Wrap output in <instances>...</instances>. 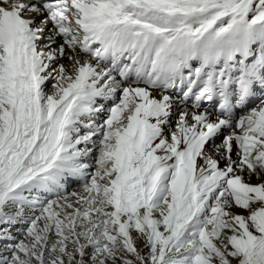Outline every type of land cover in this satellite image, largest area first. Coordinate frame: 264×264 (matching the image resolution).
<instances>
[{"label": "snow or ice", "instance_id": "obj_1", "mask_svg": "<svg viewBox=\"0 0 264 264\" xmlns=\"http://www.w3.org/2000/svg\"><path fill=\"white\" fill-rule=\"evenodd\" d=\"M233 262L264 264V0H0V264Z\"/></svg>", "mask_w": 264, "mask_h": 264}, {"label": "bare ground", "instance_id": "obj_2", "mask_svg": "<svg viewBox=\"0 0 264 264\" xmlns=\"http://www.w3.org/2000/svg\"><path fill=\"white\" fill-rule=\"evenodd\" d=\"M49 26H50V25H49ZM81 58H82V59H87V60H90V61L93 59V58L90 57L89 55H85V54H81ZM63 63L65 64L66 67L70 65V62H69V61H68V62H64V61H63ZM93 63H95V60H94ZM48 88H49V89L51 88V84L48 85ZM234 263H235V262H233V264H234Z\"/></svg>", "mask_w": 264, "mask_h": 264}, {"label": "rangeland", "instance_id": "obj_3", "mask_svg": "<svg viewBox=\"0 0 264 264\" xmlns=\"http://www.w3.org/2000/svg\"><path fill=\"white\" fill-rule=\"evenodd\" d=\"M91 61L94 62V59H92ZM64 62H68V60H64ZM73 188H76V187H73ZM133 236L136 237V233L135 232H133ZM142 245H143V239L141 238L140 240L137 241V246L141 247Z\"/></svg>", "mask_w": 264, "mask_h": 264}]
</instances>
